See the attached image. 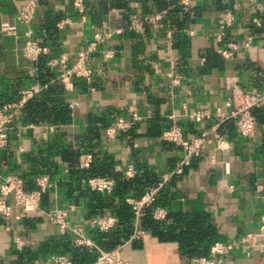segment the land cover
I'll return each instance as SVG.
<instances>
[{
	"label": "crops",
	"instance_id": "0c3cea01",
	"mask_svg": "<svg viewBox=\"0 0 264 264\" xmlns=\"http://www.w3.org/2000/svg\"><path fill=\"white\" fill-rule=\"evenodd\" d=\"M25 1L0 0V107L18 102L24 90L41 85L37 80L39 64L33 78V64L21 51L27 28L18 24L17 16ZM76 1L37 0L32 29L34 38L50 48L44 62L51 75L18 114L17 122L24 128L15 130L8 146L0 149V180L8 176L20 179L25 189L32 191L40 177L49 176L54 186L43 196L40 213L21 220L0 217V264H46L52 254H70L73 247L77 248L74 236L60 237L58 228L44 217V213L70 204L77 206L71 223L85 226L88 238L103 249L99 241L108 232L94 229L91 223L116 218L115 209L121 202L118 184L113 179L111 194L91 191L86 178L75 175L79 161L72 163L73 154H79L78 160L92 155L91 165L110 167L129 181L145 172L156 175L163 188L153 211L165 213L164 219L156 220L160 232L179 234L197 218L202 230L209 231L202 245L210 248L209 254L190 258L183 253L179 240L169 236L161 239L146 232L144 239L130 240L133 223L122 253L130 264H200L201 259H217L212 255L217 243H237L249 234H261L264 110L259 112L257 131L249 140L238 134L233 122L222 123L220 133L229 149L213 152L209 147L182 175L173 174L182 149L162 137L173 126L180 127L183 137L189 139L214 125L218 121L215 114L227 112L231 96L227 81L237 82L246 91L261 87L264 29L255 27L251 18L264 0H193L188 8L182 7L180 0H83V12ZM226 9L235 13V25L217 42L218 21ZM172 11L175 14L170 16ZM155 12H166L159 32L148 26L141 34L127 29L133 17ZM64 21L66 24L59 28ZM4 26L15 30L18 38L4 34ZM103 31L112 34L109 46L116 50L115 58L106 64L96 58L91 62L93 68L102 71L91 83L62 81L60 59L73 65L94 34ZM219 49L229 57L222 56ZM172 62L176 63L174 75ZM174 77H181L182 85L171 89ZM50 88L49 98L44 97ZM54 107L70 110V121L51 123ZM198 111H207L212 118L198 123L193 118ZM133 112L140 120L128 132L108 140L105 130L116 118L130 121ZM129 166L137 170L131 179L124 174ZM130 191L126 199H135ZM177 219L183 221L178 224ZM17 240L22 250L17 248ZM78 250L82 258L91 254L88 264L94 263V248ZM218 258L222 264H264V244Z\"/></svg>",
	"mask_w": 264,
	"mask_h": 264
},
{
	"label": "built area",
	"instance_id": "2783aa9c",
	"mask_svg": "<svg viewBox=\"0 0 264 264\" xmlns=\"http://www.w3.org/2000/svg\"><path fill=\"white\" fill-rule=\"evenodd\" d=\"M193 0H180V5L184 8L191 6ZM76 6L80 12H83V0H77ZM38 9L37 0H26L18 11V24L27 28L23 36V44L21 51L23 56L33 64L30 75L33 78L37 77L38 64L42 57L50 53V48L40 39L34 38L32 25L35 21ZM166 12L150 13L142 18L133 17L127 29L135 34H141L145 26H148L152 31L159 32ZM236 21L235 13L231 9H226L218 21V36L217 42H221L226 35V31L234 27ZM251 23L260 29H264V4L260 7L257 14L251 18ZM66 21L58 25L63 28ZM2 32L6 35H15V30L8 26L2 28ZM112 39V34L107 31L94 34L88 48L82 51L77 56V61L68 66L65 58L60 59L63 72L60 79L64 82L70 79L84 80L91 83L93 76L102 71L93 68L91 65L95 58L101 63H108L115 58L116 50L109 46ZM250 43L251 38L248 39ZM231 47L233 45H230ZM168 51L171 49V43L168 44ZM218 52L228 58L229 54L225 50L219 49ZM172 75L176 71V63L170 65ZM182 85L181 77H174L171 81V89ZM44 88L39 84L31 86L22 92V97L18 102L7 103L0 107V149L6 148L10 142L11 136L15 130L23 129V125L17 122L18 114L23 107L32 100ZM227 89L231 91V96L226 103L227 112L219 110L215 114L218 120L211 127L203 130L198 136L185 139L180 127L173 126L170 130L163 134V141L174 143L182 149V157L177 163L173 174L182 175L185 168L189 167L192 162L200 158L204 152L210 147L213 152L226 151L229 148L225 144V140L220 133L221 124L227 121L234 123L238 134L243 139H251L257 131V119L255 111L264 108V81L261 87L254 91L244 90L237 82L227 81ZM193 118L196 122L201 123L212 118V115L207 111L195 112ZM140 120L136 112H133L130 121L123 117L116 118L115 121L105 130V135L108 140H115L118 134L128 132L134 124ZM93 162L92 155L82 156L79 160L80 169H89ZM127 179L134 178L137 170L133 166H129L125 170ZM54 186V183L49 176H42L37 180V188L32 191L25 189V183L14 177H5L0 180V217L15 218L21 220L23 218L35 215L41 212V201L43 196ZM115 186L113 179L95 177L87 180V187L94 192L111 194ZM162 184L148 187L145 194L140 199H126V203L132 208L134 214V230L130 240L144 239L146 232L141 228V220L146 216L147 210L156 202ZM77 210L75 204H70L63 209H54L44 213V217L49 223L58 228V235L64 237L69 233L74 236L73 244L77 248L89 247L97 251V257L93 264H130L122 258L124 245L119 246L115 250L105 251L98 247L92 240L88 238L85 231V226L72 224L70 218ZM152 217L155 220L165 218V213L161 209H156L152 212ZM92 226L100 232H109L114 229L118 222L114 217L100 218L92 221ZM264 234V226L261 228V234H249L240 242L223 244L217 243L212 248V255L215 260L201 259L200 264H222L220 256H226L231 252L241 248L250 249L254 247L258 235ZM17 248L21 249V241H16ZM46 264H73L72 258L65 254H52L45 260Z\"/></svg>",
	"mask_w": 264,
	"mask_h": 264
},
{
	"label": "trees",
	"instance_id": "16d2710c",
	"mask_svg": "<svg viewBox=\"0 0 264 264\" xmlns=\"http://www.w3.org/2000/svg\"><path fill=\"white\" fill-rule=\"evenodd\" d=\"M174 14L175 12L172 11L170 13V16H173ZM50 75V71L46 67V63L44 62V57H42L39 61V74L37 80L41 85L44 86L45 83L49 80ZM51 90L52 89L50 88L47 92H44L43 96L49 98L48 95L50 94ZM34 99L35 98H33V100ZM50 102L55 103L56 101L50 100ZM263 110L264 108L255 111L256 119H258L259 112H262ZM33 111L34 110L30 108L31 114ZM70 114V110H68L67 108L57 109V107H54L53 121H51V123H68L71 117ZM78 159L79 154L77 156L73 154L72 158H70L72 163L79 161ZM113 172L114 171H112L110 167H104V165L97 163L91 165L89 169L84 170H81L78 166L75 171L76 176H84L86 180L95 177H103L114 179L118 184L117 196L121 199V202L115 209L114 216L117 218L119 225L112 231L103 234L104 239L99 241V244L105 251L115 250L119 246L123 245L125 240L129 239L131 236L135 217L132 212V208L126 203V192L131 190L130 194H132V197H134L135 199H140L145 194L148 187L155 186L159 183V178L150 172H145L141 176H138L131 181L126 180L122 174ZM158 202L159 201L157 199L156 202L151 206V208L147 210L146 216L141 220V228L145 232H150L161 239L168 238L166 236H169L171 238L179 240L183 253L190 258L207 256L210 252V248L202 247V245L205 244L208 240L207 236L209 231H206L205 229L202 230V223L200 222V219L197 218L196 220L189 222L190 224L188 225V229L186 231H181L179 234H177L176 232L171 233L170 235H168V233L164 234L160 232V222L154 220L152 217V211L155 206L158 205ZM182 221V219H177L178 224ZM70 252V254L65 255H69L72 258L73 264H88L89 259H91V254L84 255V257L82 258L78 254V248L73 247Z\"/></svg>",
	"mask_w": 264,
	"mask_h": 264
},
{
	"label": "water",
	"instance_id": "95a60500",
	"mask_svg": "<svg viewBox=\"0 0 264 264\" xmlns=\"http://www.w3.org/2000/svg\"><path fill=\"white\" fill-rule=\"evenodd\" d=\"M263 244H264V235H258L255 241V245H263Z\"/></svg>",
	"mask_w": 264,
	"mask_h": 264
}]
</instances>
